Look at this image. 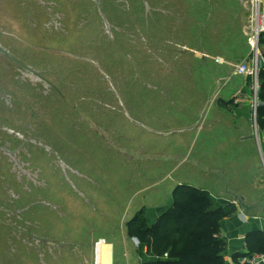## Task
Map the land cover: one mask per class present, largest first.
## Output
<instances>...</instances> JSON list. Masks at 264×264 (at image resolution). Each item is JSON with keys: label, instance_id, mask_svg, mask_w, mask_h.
Wrapping results in <instances>:
<instances>
[{"label": "rangeland", "instance_id": "1", "mask_svg": "<svg viewBox=\"0 0 264 264\" xmlns=\"http://www.w3.org/2000/svg\"><path fill=\"white\" fill-rule=\"evenodd\" d=\"M249 3L0 0V264L116 262L135 215L150 227L211 162L253 175L189 142L214 60L247 51Z\"/></svg>", "mask_w": 264, "mask_h": 264}, {"label": "crops", "instance_id": "2", "mask_svg": "<svg viewBox=\"0 0 264 264\" xmlns=\"http://www.w3.org/2000/svg\"><path fill=\"white\" fill-rule=\"evenodd\" d=\"M247 20L249 23V18L244 23L245 33ZM246 48L247 51L238 62L223 58L214 60L213 63L217 65L215 67L218 76L215 81L217 86L207 97L205 108L198 114L199 125H196L198 120L193 121L189 136L192 150H201L207 159L208 156L211 160V157L220 158L225 155L224 148L230 145L238 150L235 156L239 154V158H244L245 162L248 159L254 161L253 175L250 176L235 175L233 169L229 167V170L225 169V163L218 167L221 162H211L214 165L210 170L214 174L203 175L202 186L185 185L201 190L212 206L210 209L231 211L228 217L220 220L219 230L215 235L225 243L221 253L225 264H240L243 257H246L245 239L248 235L254 233L264 236V168L260 162L261 160L264 164V116L258 117V105L254 106L250 99L249 79L235 73V68L250 58L251 53L247 46ZM180 184L182 183H178L177 186ZM240 198L243 199L242 203L252 206V209L244 211L240 206ZM148 212L156 213V217L159 218L165 211L157 208ZM155 221L153 220L150 226ZM123 238L127 241L125 235ZM110 241L112 246L115 245V238ZM135 241L136 244L130 239L129 243L134 252L119 254L116 262L112 247V254L110 257L108 255L106 264H144L157 259L155 256L147 255L149 253L147 247L135 250L134 248L139 246V241ZM261 245L264 247V243Z\"/></svg>", "mask_w": 264, "mask_h": 264}, {"label": "trees", "instance_id": "3", "mask_svg": "<svg viewBox=\"0 0 264 264\" xmlns=\"http://www.w3.org/2000/svg\"><path fill=\"white\" fill-rule=\"evenodd\" d=\"M260 52L264 56V35L260 39ZM258 117L264 116V69L258 75ZM174 203L150 227L140 220L139 213L127 225V233L136 236L139 250L147 247L156 260L144 264H225L221 253L223 240L215 237L219 222L228 217L230 210H212L209 200L196 189L179 186L174 190ZM197 194V196L192 195ZM178 198H183L178 200ZM247 255L262 254L264 236L250 234L245 239Z\"/></svg>", "mask_w": 264, "mask_h": 264}, {"label": "built area", "instance_id": "4", "mask_svg": "<svg viewBox=\"0 0 264 264\" xmlns=\"http://www.w3.org/2000/svg\"><path fill=\"white\" fill-rule=\"evenodd\" d=\"M249 23L246 28L247 45L251 56L235 68L238 76L247 77L257 101L258 75L264 69V56L260 52V39L264 35V0H250ZM136 243V242H135ZM240 264H264V254L247 255Z\"/></svg>", "mask_w": 264, "mask_h": 264}, {"label": "water", "instance_id": "5", "mask_svg": "<svg viewBox=\"0 0 264 264\" xmlns=\"http://www.w3.org/2000/svg\"><path fill=\"white\" fill-rule=\"evenodd\" d=\"M179 186H183V184H180V185H178L177 187H179ZM243 202V199H241L240 198V203H241V208L244 210V211H249V210H251L252 209V206H247V205H245L244 203H242Z\"/></svg>", "mask_w": 264, "mask_h": 264}]
</instances>
